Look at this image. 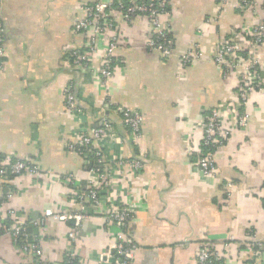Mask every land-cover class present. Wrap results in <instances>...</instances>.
<instances>
[{
	"label": "crops",
	"instance_id": "1",
	"mask_svg": "<svg viewBox=\"0 0 264 264\" xmlns=\"http://www.w3.org/2000/svg\"><path fill=\"white\" fill-rule=\"evenodd\" d=\"M94 1L0 0L7 49L0 74V158L32 159L45 171L84 182L83 160L67 148L78 127L65 108L64 92L73 86L88 127L100 126L104 118L113 121L118 141L107 154L143 161L140 178L126 174L117 197L135 211L128 225L139 247L133 264H197L204 244L221 249L231 237L235 241L225 255L226 264L249 261L254 257L246 242L250 233L264 240V90L251 98L245 132L215 152L213 177L203 176L195 166L200 133L194 148L186 137L205 111L236 99V76L224 78L213 58L223 44L241 40L242 26L264 19V0H255L261 6L257 14L242 9L239 0H171L174 56L162 61L149 52L145 22L136 20L125 28L115 75L106 86L65 62V52L87 43L73 26L80 7ZM195 46L203 59L183 68L181 56ZM255 53L264 69V47ZM119 107L143 114L137 144L114 111ZM17 186L11 203L31 217L47 209L79 211L62 182L25 177ZM73 227L49 222L43 239L47 259L63 262L65 234ZM116 231L107 228L102 215L93 214L75 229L80 258L92 263L107 250ZM257 263L264 264V255ZM0 264H27L6 231L0 234Z\"/></svg>",
	"mask_w": 264,
	"mask_h": 264
},
{
	"label": "built area",
	"instance_id": "2",
	"mask_svg": "<svg viewBox=\"0 0 264 264\" xmlns=\"http://www.w3.org/2000/svg\"><path fill=\"white\" fill-rule=\"evenodd\" d=\"M219 1L225 3L228 0ZM239 3L242 9L254 14L261 9L255 0H239ZM171 6V0H96L82 5L73 30L85 36L87 43L84 47L65 52L66 64L80 68L85 76L106 86L115 75L116 52L123 42L125 28L139 19L146 25V49L157 54L162 61H168L174 56L176 45L172 35ZM258 18L256 23L240 28V34L246 36L242 42L223 44L213 58L222 68L224 78L236 76V99L205 111L203 118L193 125L192 133L186 137L194 148L196 134L200 133L195 166L208 178L217 172L215 152L238 133L245 132L250 121L251 98L264 90V69L255 53V49L264 47V19ZM203 57L199 46H195L181 56L180 62L186 68ZM6 61V31L0 6V74L5 70ZM97 62L99 66L95 65ZM64 97L67 113L78 123L74 141L67 148L83 160L86 179L82 182L72 175H55L43 170L32 159H0V164L6 165L0 170V194L5 190L10 192L0 199V221L5 223L4 231L11 234L16 253L27 264H55L47 259L43 247L49 222L65 224L74 221V227L65 234L66 250L60 264H133L139 247L129 234L128 225L135 219V211L122 206L117 197L126 174L133 179L140 178L143 161L139 157L128 160L120 154L109 156L106 149L118 141L113 121L104 118L100 126L88 127L83 122V111L77 103L73 86L66 88ZM102 111L105 112V108ZM114 111L128 129L133 143L137 144L142 137L143 114L132 108L119 107ZM25 177L66 184L79 211L60 213L47 209L40 216L31 217L18 210L11 202L19 189L17 183ZM227 187L231 190L233 185L228 183ZM12 189L15 190L11 192ZM96 213L105 218L108 229L116 228L117 231L107 250L100 252L97 259L91 260L92 263H87L77 253L75 229ZM32 229H36L35 233H31ZM234 241L231 237L221 249L214 244H204L199 250L197 264H226L225 255ZM246 242L251 244L254 257L243 264H258L257 258L264 255V240L257 239L251 232Z\"/></svg>",
	"mask_w": 264,
	"mask_h": 264
},
{
	"label": "trees",
	"instance_id": "3",
	"mask_svg": "<svg viewBox=\"0 0 264 264\" xmlns=\"http://www.w3.org/2000/svg\"><path fill=\"white\" fill-rule=\"evenodd\" d=\"M244 37L246 38V36L243 34V36H241V42H242V40L244 39ZM1 160H3V158L1 157L0 158ZM6 167V165L5 164H3V162L0 164V170H3L4 168ZM85 170V169H84ZM6 224H8V222L6 223ZM5 225V223L3 224V226ZM4 232V228L3 229H0V234L1 233H3Z\"/></svg>",
	"mask_w": 264,
	"mask_h": 264
},
{
	"label": "water",
	"instance_id": "4",
	"mask_svg": "<svg viewBox=\"0 0 264 264\" xmlns=\"http://www.w3.org/2000/svg\"><path fill=\"white\" fill-rule=\"evenodd\" d=\"M6 191H8V190H6ZM70 223H71L72 225H74V221H71ZM30 231H31V230H30Z\"/></svg>",
	"mask_w": 264,
	"mask_h": 264
}]
</instances>
